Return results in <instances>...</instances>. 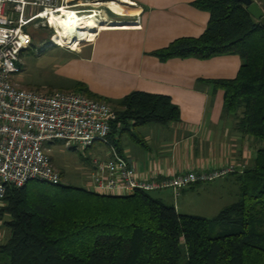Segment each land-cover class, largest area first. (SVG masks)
<instances>
[{"label":"trees","instance_id":"trees-1","mask_svg":"<svg viewBox=\"0 0 264 264\" xmlns=\"http://www.w3.org/2000/svg\"><path fill=\"white\" fill-rule=\"evenodd\" d=\"M191 6L208 14L202 34L172 40L149 56L160 63L239 58L234 79L208 82L222 91L236 130L260 145L252 165L235 177L239 199L208 221L176 214L142 191L105 196L61 183L8 188L0 212L8 232L0 264H264V29L238 0H194ZM71 92L114 112L107 140L119 155L116 137L128 127L179 121L178 108L160 94L130 92L113 101L77 82ZM211 224L226 230L210 236Z\"/></svg>","mask_w":264,"mask_h":264},{"label":"crops","instance_id":"crops-1","mask_svg":"<svg viewBox=\"0 0 264 264\" xmlns=\"http://www.w3.org/2000/svg\"><path fill=\"white\" fill-rule=\"evenodd\" d=\"M126 1L130 5L118 4L120 14L106 6L108 2L99 5L118 18L135 20L107 19L109 25L97 30L90 43L69 51L70 55L55 65L60 68L56 74L69 82L65 90L58 91L71 92L77 82L93 95L113 101L130 92L169 98L178 108V122L133 130L128 127L116 137L120 155L140 180L162 181L178 173L209 172L230 164L237 167L230 175H240L252 165L260 145L236 130V118L223 109L222 91L208 83L234 79L239 58L229 55L160 63L149 53L172 40L200 36L208 14L193 8L194 0ZM253 1L264 16V0ZM93 9L105 16L102 8ZM150 194L163 203L166 194L172 196L169 189Z\"/></svg>","mask_w":264,"mask_h":264},{"label":"built area","instance_id":"built-area-1","mask_svg":"<svg viewBox=\"0 0 264 264\" xmlns=\"http://www.w3.org/2000/svg\"><path fill=\"white\" fill-rule=\"evenodd\" d=\"M106 2L0 0V212L8 188H22L30 182L49 186L61 183L48 157V145L54 142L74 151L85 150L93 143L107 148V159L90 161L88 183V191L105 196L169 189L175 199L184 188L237 172V167L230 164L209 172L178 173L162 181L140 180L132 165L107 140L110 124L116 118L107 104L73 92L21 89L13 80L22 72L20 56L32 47L33 32H51V40L37 47L40 51L53 46L74 50L80 43H90L97 30L109 25L110 21L93 9ZM85 8L88 10H82ZM83 12L87 14L78 15ZM71 13L77 19L95 14L91 41L77 42L73 46L61 41L58 24ZM56 40L60 43L56 44Z\"/></svg>","mask_w":264,"mask_h":264},{"label":"rangeland","instance_id":"rangeland-1","mask_svg":"<svg viewBox=\"0 0 264 264\" xmlns=\"http://www.w3.org/2000/svg\"><path fill=\"white\" fill-rule=\"evenodd\" d=\"M95 9L102 8L105 17L111 20L133 21L134 18H118L112 15L105 6L93 7ZM104 8V9H103ZM87 12L78 15H86ZM120 14V13H119ZM77 15V16H78ZM41 36L42 39L33 38L32 47L28 48L22 56V72L19 76H15L13 80L18 81L21 89H30L43 93L64 92L65 86L69 82L58 76L56 72L60 69L55 65L61 61L66 55H70L65 48H56L53 46L40 51L37 47L41 42H49L51 40V32H33ZM42 44V43H41ZM57 44V43H56ZM81 44V43H80ZM70 92V91H65ZM48 157L60 175V182L63 186H69L77 189L88 190L90 182V161L93 158L107 159L108 151L103 144L93 143L91 147L82 150H66L59 142L48 145ZM41 185L43 187H51L44 183L30 182V185ZM183 193L178 195L173 201L171 194H166L163 199L165 205L172 206L176 214L197 216L208 221L212 220L216 214L223 208L235 203L239 199L238 182L232 175L216 179L212 182L199 183L192 187L182 190ZM168 192V191H166ZM170 193V192H168ZM156 197V194H150ZM226 230L225 226L211 224L209 227V235L215 236ZM8 232L0 225V244L4 242Z\"/></svg>","mask_w":264,"mask_h":264},{"label":"bare ground","instance_id":"bare-ground-1","mask_svg":"<svg viewBox=\"0 0 264 264\" xmlns=\"http://www.w3.org/2000/svg\"><path fill=\"white\" fill-rule=\"evenodd\" d=\"M108 7L115 11L116 13H120L121 10L118 7L119 3L129 4L126 0H108ZM95 14L91 13L89 16H85L77 19L73 13L66 14V18L63 21H60L58 25H60L59 36L63 43H67L68 45H75L77 42L83 41H91L92 32L90 29L94 27V19ZM56 43H60L56 40Z\"/></svg>","mask_w":264,"mask_h":264},{"label":"water","instance_id":"water-1","mask_svg":"<svg viewBox=\"0 0 264 264\" xmlns=\"http://www.w3.org/2000/svg\"><path fill=\"white\" fill-rule=\"evenodd\" d=\"M243 7L246 9V13L249 16L257 21L263 29H264V16L261 10L259 9L258 5L253 0H238Z\"/></svg>","mask_w":264,"mask_h":264}]
</instances>
